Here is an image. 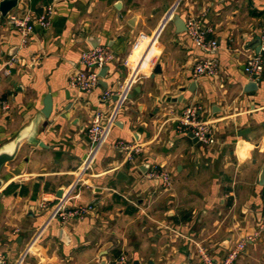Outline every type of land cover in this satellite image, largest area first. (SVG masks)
I'll return each instance as SVG.
<instances>
[{
    "label": "crops",
    "instance_id": "crops-1",
    "mask_svg": "<svg viewBox=\"0 0 264 264\" xmlns=\"http://www.w3.org/2000/svg\"><path fill=\"white\" fill-rule=\"evenodd\" d=\"M46 5L55 9L50 27H35L26 44L0 11V96L10 104L0 105V151L27 138L0 173V254L7 264H106L123 255L126 264H205L204 247L222 260L264 213V72L246 73L261 44L264 0H19L11 14ZM191 17H202L217 51L193 42ZM97 44L115 62L91 93L71 88L82 52ZM208 55L218 74L195 79ZM110 87L120 97L101 100ZM195 104L216 143L178 131V115ZM99 109L115 122L79 179ZM119 141L139 146L132 161ZM154 166L170 172V189L148 177ZM62 197L94 211L52 218ZM236 262L264 264V232Z\"/></svg>",
    "mask_w": 264,
    "mask_h": 264
},
{
    "label": "built area",
    "instance_id": "built-area-1",
    "mask_svg": "<svg viewBox=\"0 0 264 264\" xmlns=\"http://www.w3.org/2000/svg\"><path fill=\"white\" fill-rule=\"evenodd\" d=\"M54 14L55 9L51 5H46L42 8L40 13L34 15L31 11L23 14L10 13L7 16V21L10 25L14 26L15 29L19 30L21 34V44H26L35 33V27H50ZM186 24L189 36L199 48L208 54L219 49L220 42L215 38L209 37V31L205 28L202 17H191L186 21ZM260 41V51L256 52V54L247 56L246 73L252 80H256L264 72V25L261 28ZM115 60L116 54L108 46L98 45L83 51L80 57V64L85 68L79 69L70 75L68 79L69 86L86 93H91V91L100 86L101 70L115 62ZM218 71L219 60L208 55L204 56L196 63L193 69V77L195 79L201 78L202 76L213 77L218 74ZM116 95L118 98L120 97L119 88L110 87L101 93L100 99L109 101L110 98ZM0 105L4 110L10 108L9 102H6L1 96ZM201 111L202 107L200 105L195 104L185 107L177 117V129L182 134H193L202 144H214L217 140L211 122L201 116ZM92 118L93 120L87 129V136L92 141V147L86 154L87 157L83 167L78 169L79 179L83 177L86 170L95 162L96 150L108 137L107 135L111 126L115 122L113 115L106 118L105 111L100 109L96 110ZM116 144L126 151L128 162L132 161L135 157L134 153L140 150L139 146L127 144L125 141H119ZM148 172V177L158 180L163 189L167 190L172 187L170 172L159 168V166L152 167ZM67 201L68 198H61L54 209L52 218L59 216L63 221H66L83 217L94 211L91 205L80 204L71 208L67 205ZM262 232H264V213L260 219L257 230L253 234L246 235L242 237L241 240L235 242L222 260H214L209 251L204 247H199L200 256L205 264H237L236 261L245 251L248 242L256 240ZM126 262V257L123 255L106 264H126ZM0 264H7V257L5 254H0Z\"/></svg>",
    "mask_w": 264,
    "mask_h": 264
},
{
    "label": "water",
    "instance_id": "water-1",
    "mask_svg": "<svg viewBox=\"0 0 264 264\" xmlns=\"http://www.w3.org/2000/svg\"><path fill=\"white\" fill-rule=\"evenodd\" d=\"M19 0H0V11L2 12L3 16L6 17L8 14H10L13 9L16 8L17 4H18ZM98 46L94 45V47ZM260 51V45L257 48V52ZM110 66H106L104 67L101 72H100V76L101 78L105 77L107 72L109 71ZM155 72H159V66L157 67V69L155 70ZM100 82H102V80H100ZM257 86V82H252L249 85L250 90H254L256 89ZM44 109L42 111L43 115L46 117H49L52 110H53V101H52V95L48 94L46 96V98L44 99ZM23 134H21V136L19 137L18 141L15 143V149H13V151L11 152H6L1 150L0 151V173L2 171V167L5 163L9 162V161H13L15 159V155L17 150L19 149V146L21 145L23 140H26L27 138H25L24 136H22ZM191 137H193L195 140H198L193 134H190ZM117 178L118 179H125V174L122 171H118L117 172ZM2 182H3V178L0 179V187L2 186ZM260 184H264V167H263V171L261 173L260 176ZM61 189L58 190V195H61Z\"/></svg>",
    "mask_w": 264,
    "mask_h": 264
}]
</instances>
